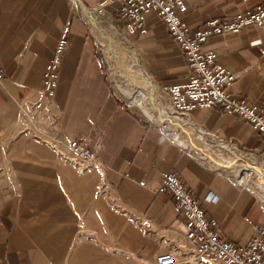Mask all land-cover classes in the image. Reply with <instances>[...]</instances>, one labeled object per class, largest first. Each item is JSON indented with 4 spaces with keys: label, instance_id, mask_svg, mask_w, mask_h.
Segmentation results:
<instances>
[{
    "label": "crops",
    "instance_id": "0c3cea01",
    "mask_svg": "<svg viewBox=\"0 0 264 264\" xmlns=\"http://www.w3.org/2000/svg\"><path fill=\"white\" fill-rule=\"evenodd\" d=\"M262 3L191 0L183 18L196 28ZM116 6L87 15L70 0H0V264H155L168 250L180 252L184 264H197L190 260L184 217L161 189L171 170L227 241L244 245L264 223L255 195L237 187L232 167L224 165L238 160V167L242 156L255 162L264 151V138L248 122L217 107L197 109L175 126L171 141L125 107L97 35L110 47L128 42L141 85L181 82L189 70L159 16L147 14L146 32L129 36L117 23ZM65 26L58 87L46 100L41 76ZM203 50L235 74L230 93L264 105V25L212 36ZM79 135L96 155L87 166L70 150ZM210 191L216 201H205Z\"/></svg>",
    "mask_w": 264,
    "mask_h": 264
},
{
    "label": "built area",
    "instance_id": "2783aa9c",
    "mask_svg": "<svg viewBox=\"0 0 264 264\" xmlns=\"http://www.w3.org/2000/svg\"><path fill=\"white\" fill-rule=\"evenodd\" d=\"M191 0H98L96 6L88 7L80 0H70L71 6L77 4L87 15H101L103 8L117 3V23L127 35L133 36L146 32L145 17L154 13L166 25L169 36L182 50L189 70V77L181 82L164 86H153L151 95L148 87L144 88L136 80L124 74L117 76L124 81V86L111 79L113 89L118 91L119 98L129 110H134L148 122L159 126L162 138L176 141L175 126L189 119L197 109L217 107L222 112L243 118L264 138V105L249 104L244 96L230 93L228 88L236 76L218 62L216 54L204 51L203 46L212 36L235 34L251 26L264 25V3L227 18H211L196 28H189L183 18ZM68 27L65 26L57 40L42 76L41 92L46 100H51L58 87V70L66 46ZM102 48V45H100ZM108 74L111 66L103 53ZM120 72V71H119ZM5 79L0 63V84ZM152 96V99H151ZM152 102H151V100ZM35 108L43 106V102L35 103ZM145 107L150 116L142 112ZM167 129L168 136L162 131ZM186 146L185 141H179ZM73 159L81 166L92 164L96 160L95 153L89 147L88 139L79 135L69 143ZM231 153V152H230ZM235 167L238 160H229L225 166L232 167V179L239 188H247L255 195L261 211L264 212V151L254 161L244 160ZM218 164L214 169L221 167ZM161 189L169 193L177 212L182 214L186 225V238L192 245V258L197 264H264V223L256 227V234L246 244H235L227 241L218 229L214 218L209 216L187 186L177 174L171 170L163 180ZM217 196L208 192L205 201L213 202ZM186 259L177 250H168L155 257V264H184Z\"/></svg>",
    "mask_w": 264,
    "mask_h": 264
},
{
    "label": "rangeland",
    "instance_id": "374dc122",
    "mask_svg": "<svg viewBox=\"0 0 264 264\" xmlns=\"http://www.w3.org/2000/svg\"><path fill=\"white\" fill-rule=\"evenodd\" d=\"M104 37H105L104 35L102 36L97 35V38L106 47L104 55L107 56L108 61L111 66V70H109L110 74H108L107 72V75H109V78L112 79L113 81H116V83H118L119 85L126 87L124 85V81L121 78H118L117 75L119 73L124 74L123 73L124 68H127L128 70L130 69L133 72L132 67H131V61H130L131 50L128 47L129 44L128 42H126V40H124L121 43L117 41L118 42L117 47H110L108 45H110L111 43L106 42V38ZM102 56H103V53H102ZM140 108L145 110L144 107H140Z\"/></svg>",
    "mask_w": 264,
    "mask_h": 264
},
{
    "label": "bare ground",
    "instance_id": "6f19581e",
    "mask_svg": "<svg viewBox=\"0 0 264 264\" xmlns=\"http://www.w3.org/2000/svg\"><path fill=\"white\" fill-rule=\"evenodd\" d=\"M123 73H124V75L125 76H127V77H129L131 80H135L134 78H136L137 76L129 69H127V68H124V71H123ZM142 81V80H141ZM139 82V81H138ZM137 82V83H138ZM141 84V83H140ZM142 86L144 87V88H146V87H148V90L150 91V93H151V95H153V93H154V87L152 86V85H150V84H148V81H147V83L146 82H144V84H142ZM151 99H152V96H151ZM150 99V100H151ZM151 102H152V100H151ZM145 108V107H144ZM142 112L144 113V114H146L147 116H150V114H149V112L147 111V109L145 108V110L144 109H142ZM162 133H163V135L166 137V136H168V133H169V131L167 130V129H164L163 131H162ZM216 162H217V160H216ZM222 164V163H221ZM261 182L262 183H264V180H261Z\"/></svg>",
    "mask_w": 264,
    "mask_h": 264
}]
</instances>
